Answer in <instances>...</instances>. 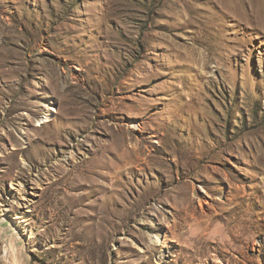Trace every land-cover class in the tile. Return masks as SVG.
<instances>
[{"label": "rangeland", "instance_id": "rangeland-1", "mask_svg": "<svg viewBox=\"0 0 264 264\" xmlns=\"http://www.w3.org/2000/svg\"><path fill=\"white\" fill-rule=\"evenodd\" d=\"M0 264H264V0H0Z\"/></svg>", "mask_w": 264, "mask_h": 264}, {"label": "bare ground", "instance_id": "bare-ground-1", "mask_svg": "<svg viewBox=\"0 0 264 264\" xmlns=\"http://www.w3.org/2000/svg\"><path fill=\"white\" fill-rule=\"evenodd\" d=\"M132 128L138 129V127H137V126H132Z\"/></svg>", "mask_w": 264, "mask_h": 264}]
</instances>
